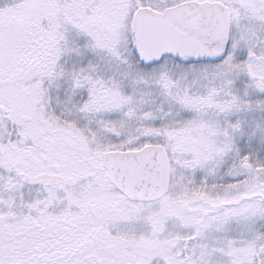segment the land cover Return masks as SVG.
<instances>
[{
  "label": "snow or ice",
  "instance_id": "1",
  "mask_svg": "<svg viewBox=\"0 0 264 264\" xmlns=\"http://www.w3.org/2000/svg\"><path fill=\"white\" fill-rule=\"evenodd\" d=\"M0 264H264V0H0Z\"/></svg>",
  "mask_w": 264,
  "mask_h": 264
}]
</instances>
